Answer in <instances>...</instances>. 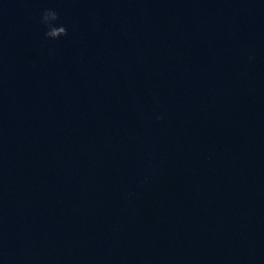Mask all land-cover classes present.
Returning <instances> with one entry per match:
<instances>
[{"label": "water", "instance_id": "water-1", "mask_svg": "<svg viewBox=\"0 0 264 264\" xmlns=\"http://www.w3.org/2000/svg\"><path fill=\"white\" fill-rule=\"evenodd\" d=\"M0 264H264V0H0Z\"/></svg>", "mask_w": 264, "mask_h": 264}, {"label": "clouds", "instance_id": "clouds-1", "mask_svg": "<svg viewBox=\"0 0 264 264\" xmlns=\"http://www.w3.org/2000/svg\"><path fill=\"white\" fill-rule=\"evenodd\" d=\"M60 14L54 9H45L41 14V23L47 28L46 37L50 40H59L68 36V30L60 23ZM157 119H163L157 117Z\"/></svg>", "mask_w": 264, "mask_h": 264}]
</instances>
